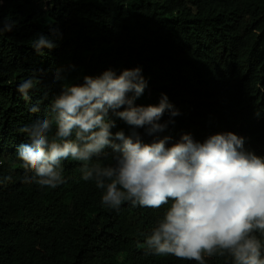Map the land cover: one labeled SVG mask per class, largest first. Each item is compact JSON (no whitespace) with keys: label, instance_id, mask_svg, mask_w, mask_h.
Here are the masks:
<instances>
[{"label":"trees","instance_id":"obj_1","mask_svg":"<svg viewBox=\"0 0 264 264\" xmlns=\"http://www.w3.org/2000/svg\"><path fill=\"white\" fill-rule=\"evenodd\" d=\"M3 17L15 26L0 36V179L11 177L0 184V264H197L147 252L145 239L171 202L107 208L71 158L55 189L25 183L17 148L30 141L20 129L48 114L62 84L139 67L147 87L135 104L158 105L166 94L180 114L166 110L159 122L167 127L150 136L110 112L113 134L135 131L144 143L170 137V146L183 134L203 143L233 132L264 158V0H0ZM39 35L56 47L38 53ZM58 72L64 80L54 82ZM29 78L25 101L17 87ZM114 154L107 148L92 163L114 164ZM205 264L234 260L217 254Z\"/></svg>","mask_w":264,"mask_h":264},{"label":"clouds","instance_id":"obj_2","mask_svg":"<svg viewBox=\"0 0 264 264\" xmlns=\"http://www.w3.org/2000/svg\"><path fill=\"white\" fill-rule=\"evenodd\" d=\"M14 26L15 21L0 18V36ZM52 35L58 37V30ZM32 47L40 53L56 44L39 35ZM63 80L59 72L54 77V82ZM146 87L139 67L119 75L108 69L84 76L82 84H62L48 114L20 129L30 141L17 148L24 182L55 189L66 183L62 161L71 158L81 162V179L102 190L101 204L107 208L119 211L128 202L159 209L171 202L145 239L148 253L197 264H205L206 256L227 253L234 264H264V245L254 235H264V158L246 151L244 138L233 132L211 135L203 143L183 134L170 146V137L144 143L135 131L113 134L110 112L150 136L167 127L159 122L166 110L172 117L180 114L166 94L158 105H136ZM33 88L29 78L17 91L29 101ZM38 103L30 107L32 113L40 111ZM107 148L115 153V163H92ZM5 180L11 177L0 184Z\"/></svg>","mask_w":264,"mask_h":264}]
</instances>
